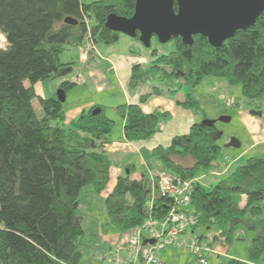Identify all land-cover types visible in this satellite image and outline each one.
<instances>
[{
    "label": "trees",
    "instance_id": "16d2710c",
    "mask_svg": "<svg viewBox=\"0 0 264 264\" xmlns=\"http://www.w3.org/2000/svg\"><path fill=\"white\" fill-rule=\"evenodd\" d=\"M136 2L0 0V35L7 42L0 47V264L80 262L81 193L86 186L98 193L108 186L112 160L105 145L111 141L115 121L106 106L95 104L67 125L64 103L38 96L34 85L57 75L62 53L82 46L88 37L94 43L117 42L120 34L106 26L107 17L111 13L131 17ZM68 17L78 23H65ZM89 18L94 21L91 29ZM193 38V44L174 38V51L159 55L153 49L148 63L133 65L130 88L148 83L151 90L140 96L139 103L116 107L125 120L126 140L152 138L169 113H146L141 104L153 95H177L183 83L196 86L206 76L221 77L240 85L246 100L263 98L264 12L253 26L238 30L220 47H213L203 35ZM76 85L65 80L59 89L67 94ZM35 98L41 117L33 105ZM177 102L186 109H201L191 94ZM221 136L216 124L195 122L189 132L153 150L157 169L184 179L199 177L222 156ZM129 169L105 200L110 224L123 232L147 218L152 194L150 176L132 178ZM195 185L191 206L200 214L195 229L215 227L216 239L226 244L249 231L248 260L229 258L226 264H264V156L248 158L210 191L201 181ZM171 206L170 198L158 194L151 214L161 218Z\"/></svg>",
    "mask_w": 264,
    "mask_h": 264
},
{
    "label": "rangeland",
    "instance_id": "374dc122",
    "mask_svg": "<svg viewBox=\"0 0 264 264\" xmlns=\"http://www.w3.org/2000/svg\"><path fill=\"white\" fill-rule=\"evenodd\" d=\"M93 1L96 0H81L84 4ZM88 20L90 21L91 26H93V19L89 18ZM96 44H98L100 54L105 56L116 52V54L121 56L134 57L136 58V62L147 60V63L152 58L151 52L153 49H156L159 55L169 54L176 49V43L173 40L163 44L154 37L151 48H146L139 39L129 37L125 34H120L119 40L115 43H105L103 41L94 43V47L92 48V51L94 52H96ZM6 45L7 42L5 36L0 35V47L4 48ZM76 51H79V49L65 51L62 55V59L67 58L68 60L71 57H75V55H77ZM100 62L103 71L107 72V75H109V80L106 81L110 82L111 89H109L108 92L114 94L98 91L92 86L90 79L86 77L79 86L74 87L68 92L69 94H66L68 97L64 102V106L65 108H71L72 106L83 104L87 100L95 99L97 104L104 105L108 108L106 112L107 115L115 121L112 137L114 139H119L122 128V118L116 113L115 107L121 102H124L125 99L122 90L118 86L120 83L115 80V75L107 71L111 63H108V60L105 59L100 60ZM70 74L71 72L69 75ZM71 80L72 79H70V81ZM175 81L181 82V79L179 80L177 78ZM36 84L38 96L40 94H48L46 88L43 86V81H39ZM25 85L30 86V81L26 80ZM149 85L148 83L142 84L137 88H130L129 91H132V94H136L139 91L147 92L149 91L148 89H150ZM58 94L59 89L55 91L54 98H58ZM186 94H191V96L200 103L201 109H191V112L194 115V120L201 122L203 121L204 116L208 119L215 120L218 129L222 133L219 140V144L222 147V156L215 163L216 166H223L226 163H230L232 169H235L237 166L245 164L250 157L264 156V143L252 146L256 139L264 140V96L261 100H246L242 94V87L240 85H231L226 79L213 76H206L196 86L183 83L179 93L174 95L173 98L183 100ZM33 105L38 116H43V111L40 108L38 98L33 100ZM253 111H260L262 114L256 115ZM222 117H231V120L225 122L221 120ZM159 125L161 126L162 124L160 123ZM232 139H237L240 142V146H231L230 143ZM242 152H244L242 157L238 161H234L235 157ZM228 158L229 160H227ZM122 160L123 162L128 161V159ZM135 161L138 160L136 159ZM204 175H206V180L209 182L206 184V189L210 191L212 187L227 174L223 177H217L215 175L210 176L212 175V168H210L208 171L204 172ZM114 179L115 176L113 175L108 188L102 193L89 190L92 188H87L81 195L83 202L77 211L84 229V236L80 241L81 251L84 254L81 264H90L91 258L94 256L100 261H103V264L109 263L111 256L109 245L114 239L112 235L117 230L109 226L105 200L113 187ZM107 226L110 227L109 233H106ZM207 232H210L214 236H218L217 228L212 227L206 229L203 226L198 227L193 236L200 237ZM251 237L252 233L249 231H243L240 240L235 238L233 244L236 245L239 254H242L243 252V256L247 255L246 249L250 244ZM221 261L224 263L226 259L222 257ZM219 264L221 263L219 262Z\"/></svg>",
    "mask_w": 264,
    "mask_h": 264
},
{
    "label": "crops",
    "instance_id": "0c3cea01",
    "mask_svg": "<svg viewBox=\"0 0 264 264\" xmlns=\"http://www.w3.org/2000/svg\"><path fill=\"white\" fill-rule=\"evenodd\" d=\"M91 27H92L91 23H89L88 28L91 29ZM89 41H90V37H88V39L85 41V43L82 46L72 47L68 49V50L79 49V51H76L77 55H75V57H71L68 60L67 58L62 59V55H63L62 53L61 55V62L63 64L62 70L53 78L43 81L44 84L43 86L46 88L48 94L47 95L40 94L39 96L45 98H51V97L54 98L55 91L60 88V85L63 81L72 79L71 81L76 82L77 83L76 86H79L80 83L84 81L86 77L90 79L92 86L95 87L98 91L108 92V90L111 89L110 82L106 81L109 80L108 78L109 75H107V72L103 71L102 69L103 67L100 64L101 63L100 60L105 59L108 60V63H111L107 71L115 75V80L120 83V84L118 83L119 84L118 86L122 90L125 99L124 102H121L118 105L125 103H129V104L139 103L140 96L144 93L149 92L151 90V86L148 84L150 86V89H148L149 91L147 92L139 91L136 94H132L131 93L132 91H129L130 89L129 79L132 73L133 65L136 63L146 64L147 60L136 62V58L121 56L116 54V52H113L110 55L105 56L103 54H100L98 44H96V52L90 49L86 50L84 47L85 45H87ZM70 72L71 74L69 75ZM36 85H35V90L37 89ZM108 93L114 94L111 92ZM67 94L69 93L67 92ZM67 97L68 96L66 95V100ZM177 100L180 99H175L170 94H164L159 96L153 95L145 103L141 104L143 111L146 113L154 112L156 110L169 113V118L161 123L162 125L160 126V130L152 138L148 140H140V141L126 140L124 136L125 120L122 119L120 138L114 139L111 136V141L105 145V149L112 160V166L110 167V181H111V177L113 175L115 176L113 187L111 188L109 194L113 191L117 183L118 177L120 175H125L126 173L130 172L129 168H131L132 170L131 172L132 178L140 179L143 176H150L152 169L154 170L157 169V166L159 165L158 161L153 157V150L159 145L168 146L174 136L189 132L190 127L193 125V123L197 122V120L196 121L194 120V115L191 112V109H186L182 107L181 105L178 104ZM95 101H96L95 99L87 100L85 103L72 106L71 108H65L64 106L66 110L67 125H69L73 120L78 118L79 115L83 112V110H86L91 106L97 104V102ZM116 107H115V111H116ZM259 143H264V140L256 139L254 144H252V146L253 145L256 146ZM244 152L237 155L234 161L235 160L238 161L242 157ZM122 159H128V161L123 162ZM136 159L138 161H135ZM227 160H229V158ZM191 163L192 162H190V164ZM231 169L232 166L230 165V163H226L223 166L221 165L216 166V164H214V166L212 167V175L210 176L215 175L217 177H223L225 174H229L231 172ZM205 176L206 175H204L203 173L202 175L199 176V178H201L200 181L206 186V184H208L209 182L206 180ZM110 181L108 183V186L110 184ZM87 188H92L89 190H94L95 192H97L94 189V187L86 186L83 188L82 193L85 192ZM82 202L83 201L81 198L80 205L82 204ZM106 213H107V209H106ZM109 226L111 228H114L110 224V222H109ZM110 227L108 226L106 227L107 230L106 233L110 232ZM122 233L123 231L117 230L112 235L114 239L111 242L112 246L111 243L109 245V250H112V247L115 245V243H117L120 240ZM240 233L242 234L243 232L241 231ZM216 244H217L216 252L209 256L210 264H219V262L221 264H226L229 258L248 260V254L244 256H243V252L242 254L241 253L239 254L237 252L236 245H234L233 242L231 244H226V242L223 239L218 238L216 239ZM83 255L84 254L82 253L81 260L83 259ZM222 257L226 259L224 263H222L223 261H221ZM161 259L163 264H197V261L192 253L176 248H167L163 252ZM81 260L78 264H81ZM90 264H103V261H100L96 256H94L93 258H91Z\"/></svg>",
    "mask_w": 264,
    "mask_h": 264
},
{
    "label": "water",
    "instance_id": "95a60500",
    "mask_svg": "<svg viewBox=\"0 0 264 264\" xmlns=\"http://www.w3.org/2000/svg\"><path fill=\"white\" fill-rule=\"evenodd\" d=\"M263 12L264 0H137L131 17L111 13L106 26L116 33L138 37L146 48L152 46L154 37L163 44L177 37L193 44L198 34L207 37L213 47H220L238 30L253 26ZM65 23L74 25L78 21L68 17ZM57 99L64 103L66 93L59 89ZM221 120L229 122L231 117ZM202 122L216 124L211 119ZM230 145L239 147L240 142L232 139Z\"/></svg>",
    "mask_w": 264,
    "mask_h": 264
},
{
    "label": "built area",
    "instance_id": "2783aa9c",
    "mask_svg": "<svg viewBox=\"0 0 264 264\" xmlns=\"http://www.w3.org/2000/svg\"><path fill=\"white\" fill-rule=\"evenodd\" d=\"M93 47L94 42L90 38L84 48L92 50ZM150 178V213L141 224L122 233L111 250L108 264H163L161 257L167 248L192 253L197 264H210L209 256L216 252L217 236L210 232L200 237L193 236L200 214L191 206V196L201 178L184 179L158 169H152ZM158 194L172 201L171 208L161 218L151 214Z\"/></svg>",
    "mask_w": 264,
    "mask_h": 264
}]
</instances>
